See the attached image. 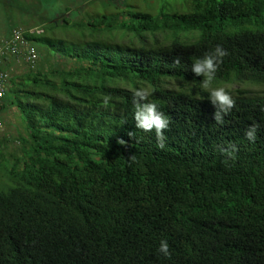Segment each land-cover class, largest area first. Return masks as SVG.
Segmentation results:
<instances>
[{"label": "trees", "instance_id": "1", "mask_svg": "<svg viewBox=\"0 0 264 264\" xmlns=\"http://www.w3.org/2000/svg\"><path fill=\"white\" fill-rule=\"evenodd\" d=\"M186 2L184 13L101 15L89 37L116 44L37 43L56 62L8 78L0 112L18 113L19 154L0 149V264H264V95L234 89L218 125L191 72L222 45L213 87L264 82V0ZM137 89L170 120L163 149L135 127ZM228 143L238 151L225 163L217 146ZM162 239L171 259L157 251Z\"/></svg>", "mask_w": 264, "mask_h": 264}, {"label": "rangeland", "instance_id": "2", "mask_svg": "<svg viewBox=\"0 0 264 264\" xmlns=\"http://www.w3.org/2000/svg\"><path fill=\"white\" fill-rule=\"evenodd\" d=\"M188 4L186 0H0V37L7 39L9 33L14 30L29 32L32 39L26 43L38 56L35 65L42 62L45 69L49 64L56 62V58L45 46L38 44L60 42L66 47H79L88 42L116 44L115 40L110 41L98 35L89 37L91 26L87 22L101 15L111 16L122 9L129 11L131 6L135 8L134 10L152 15L159 13L160 10L167 13H184L189 10ZM198 34L199 32H193L191 35H195L197 39ZM12 59L11 63L8 59L3 63L8 64L10 68L7 70L9 77L20 76L29 70L22 59L13 57ZM117 83L119 84L116 86L120 88H130V85L125 86L123 81ZM248 83L233 82L215 87H224L231 95L236 88L243 89L249 96L264 95V82ZM164 86L168 89L175 88L177 81L166 82ZM0 123V139H5L6 144L4 148L0 146V149L18 156V143L15 137L17 129L20 128L16 109L10 107L0 112Z\"/></svg>", "mask_w": 264, "mask_h": 264}, {"label": "clouds", "instance_id": "3", "mask_svg": "<svg viewBox=\"0 0 264 264\" xmlns=\"http://www.w3.org/2000/svg\"><path fill=\"white\" fill-rule=\"evenodd\" d=\"M14 31H18V30H14ZM11 33L6 37L7 39L10 37ZM20 33L22 35V32ZM228 55H229L228 51L222 45H216L215 48L212 49L211 51L205 52L202 57L195 58L191 65V72L194 73L196 77H203L200 83V87L209 93L208 98L210 99L212 105L215 107V112L213 113V120L218 125H224L226 122L225 117L231 113L233 108L236 107L235 99L233 98L231 93L228 90H226V88L212 86L214 80L216 79L217 71L222 65L224 58ZM12 57L13 56H6L2 60L0 64V70L6 71L8 73V71L4 68L6 67V64L3 65V63L8 58H12ZM37 57L38 56L36 55V61H37ZM13 58L18 59L15 57ZM180 66H181L180 58L176 57L173 60L172 67H180ZM242 83L243 82H240V84ZM242 91L244 92L243 89ZM150 95L151 93L149 92L148 89H137L133 92L132 102L134 106L133 118L135 121V127L136 129L144 132L154 131L157 141V147L163 149L165 147V141H166L165 132L167 129H169L170 120L162 111L159 110V107L155 102L149 100ZM110 99L111 97L103 96L102 105L104 107H107L109 105ZM261 110L264 111V108H262ZM259 127L260 126L257 123H253L249 125L245 130V138L250 142L255 143L257 131ZM127 135L131 138H135L136 132H128ZM117 143L124 147L128 146L127 141H125L122 138L118 139ZM217 147H218V151L225 156L226 158L225 163L227 162L228 159L235 160L236 152L238 151L237 145L233 143H228L227 146L219 145ZM128 161H129V166H131L132 163L137 162L136 155L135 154L131 155L128 158ZM157 251L158 253H161L165 258L171 259L172 252L170 251V245L166 239H162L160 241V246L157 249Z\"/></svg>", "mask_w": 264, "mask_h": 264}, {"label": "built area", "instance_id": "4", "mask_svg": "<svg viewBox=\"0 0 264 264\" xmlns=\"http://www.w3.org/2000/svg\"><path fill=\"white\" fill-rule=\"evenodd\" d=\"M6 56L20 58L30 68L34 66L36 61L35 52L26 45L19 31H13L8 39L0 41V64ZM8 78V73L0 70V103Z\"/></svg>", "mask_w": 264, "mask_h": 264}, {"label": "crops", "instance_id": "5", "mask_svg": "<svg viewBox=\"0 0 264 264\" xmlns=\"http://www.w3.org/2000/svg\"><path fill=\"white\" fill-rule=\"evenodd\" d=\"M10 33H11V32H10ZM10 33H9V34H10ZM3 39H4V37H0V41L3 40ZM8 60H9V62L11 63V60H13V59H12V58H8ZM7 67H8V64H7V66H6L5 69H6V70H9L10 68H9V67L7 68Z\"/></svg>", "mask_w": 264, "mask_h": 264}]
</instances>
